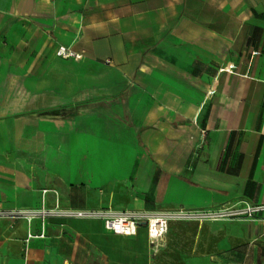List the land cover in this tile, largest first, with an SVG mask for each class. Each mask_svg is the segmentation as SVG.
I'll return each mask as SVG.
<instances>
[{
  "label": "crops",
  "instance_id": "0c3cea01",
  "mask_svg": "<svg viewBox=\"0 0 264 264\" xmlns=\"http://www.w3.org/2000/svg\"><path fill=\"white\" fill-rule=\"evenodd\" d=\"M244 204L264 205V0H0V208ZM0 264H264V211L156 244L0 219Z\"/></svg>",
  "mask_w": 264,
  "mask_h": 264
},
{
  "label": "built area",
  "instance_id": "2783aa9c",
  "mask_svg": "<svg viewBox=\"0 0 264 264\" xmlns=\"http://www.w3.org/2000/svg\"><path fill=\"white\" fill-rule=\"evenodd\" d=\"M57 55L63 58H78L70 48L60 46ZM264 211V205L244 204L237 207L222 206L220 208H186L180 207L176 210L148 213V212H93V211H63L58 208L48 209H4L0 208V219L20 220L31 222L34 219L45 220L48 217H92L100 216L105 228L117 235L135 236L139 227L144 225L149 240L152 244L159 242L168 232L171 221H224L239 218L254 220L257 214ZM29 237H32L30 234ZM44 237V233L40 235Z\"/></svg>",
  "mask_w": 264,
  "mask_h": 264
}]
</instances>
